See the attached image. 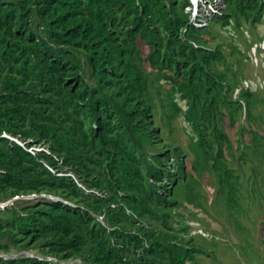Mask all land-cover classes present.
I'll list each match as a JSON object with an SVG mask.
<instances>
[{
	"label": "trees",
	"instance_id": "obj_1",
	"mask_svg": "<svg viewBox=\"0 0 264 264\" xmlns=\"http://www.w3.org/2000/svg\"><path fill=\"white\" fill-rule=\"evenodd\" d=\"M187 2L0 0V134L31 138L51 150L35 154L1 136L0 186L13 195L49 193L75 203L44 197L0 208V240L87 264H186L194 258L192 239L183 234L189 225L177 227L170 211L178 199L167 185L186 173L181 161L172 167L179 148L151 154L148 146L159 136L156 85L144 66L148 62L187 100L185 116L206 146L205 122L226 99L219 66L225 56L219 45H207L202 35L209 28L188 26L183 39ZM226 2L224 24L231 17L238 24L262 19L264 0ZM243 96L251 106V93ZM215 131L213 167L223 189L230 169L220 158L228 135ZM60 162L73 175L61 171ZM229 194L232 202L235 193ZM0 249L9 251L10 244ZM0 264L53 263L0 256Z\"/></svg>",
	"mask_w": 264,
	"mask_h": 264
},
{
	"label": "rangeland",
	"instance_id": "obj_2",
	"mask_svg": "<svg viewBox=\"0 0 264 264\" xmlns=\"http://www.w3.org/2000/svg\"><path fill=\"white\" fill-rule=\"evenodd\" d=\"M203 33V37L210 39L207 45L213 48L219 45L225 56L219 66L225 71L226 99L219 100L213 121L205 122L210 142L204 146L192 121L186 118L187 100L145 62L156 85L152 91L153 117L159 136L155 146H148L151 154L179 148L180 152L174 153L172 167L176 169L174 163L180 161L185 165V175L175 181L176 185L169 182L167 187L173 188L178 199L170 210L177 219L175 224L189 225L188 232L183 234L192 239L190 246L196 249L194 258L186 264H264V13L260 21L242 18L238 24L232 17L229 24L214 21L210 33ZM85 74L90 78L88 68ZM243 92L251 93V106ZM216 126L228 135L223 139L224 155L220 158V163L230 169L223 189L213 167L219 150ZM60 168L73 175L71 167L62 162ZM229 190L235 193L232 202ZM44 197H19L0 186V203L8 202L5 206L16 203L20 208ZM54 198L75 204L63 196ZM96 215L110 226L104 215ZM0 243L10 244L9 251L0 249V256L5 258L31 256L51 260L53 264H87L79 257L62 260L40 248H22L8 238Z\"/></svg>",
	"mask_w": 264,
	"mask_h": 264
},
{
	"label": "built area",
	"instance_id": "obj_3",
	"mask_svg": "<svg viewBox=\"0 0 264 264\" xmlns=\"http://www.w3.org/2000/svg\"><path fill=\"white\" fill-rule=\"evenodd\" d=\"M227 6L228 5H227L226 0H188V2L185 4V9H184L185 13L188 15V22L186 26H183L181 28V31H183V39H186V36L184 34L187 32L188 26L210 29L214 21L223 22L222 16H224V14L226 13ZM190 41L195 46H200V43L197 40L191 39ZM1 136L7 137L11 139L12 141L17 142L18 144L25 147L32 153L37 154L40 151H46L47 153H51V150L48 144L37 143L31 138L24 139L21 135H13L8 132H3L2 134H0V137ZM45 194L46 193H40V194L31 193V194H22L18 196L19 197H39V196L49 197L51 196L52 199H55L54 195H45ZM7 203L8 202L0 203V206L5 208L6 207L5 204Z\"/></svg>",
	"mask_w": 264,
	"mask_h": 264
}]
</instances>
